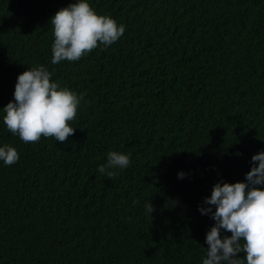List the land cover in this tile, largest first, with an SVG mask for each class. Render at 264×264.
Listing matches in <instances>:
<instances>
[{
  "label": "trees",
  "instance_id": "obj_1",
  "mask_svg": "<svg viewBox=\"0 0 264 264\" xmlns=\"http://www.w3.org/2000/svg\"><path fill=\"white\" fill-rule=\"evenodd\" d=\"M70 2L0 0V108L40 65L83 96L65 142L25 143L0 112L20 153L0 162V264H202L215 221L198 206L264 149V0H90L124 35L53 65ZM110 151L131 164L107 177Z\"/></svg>",
  "mask_w": 264,
  "mask_h": 264
},
{
  "label": "clouds",
  "instance_id": "obj_2",
  "mask_svg": "<svg viewBox=\"0 0 264 264\" xmlns=\"http://www.w3.org/2000/svg\"><path fill=\"white\" fill-rule=\"evenodd\" d=\"M54 41L51 63L79 61L101 46L107 48L125 33L126 26L109 15L98 13L90 0H72L50 18ZM83 96L59 81L44 65L29 67L18 74L13 99L0 108L8 131L25 143L41 137H53L65 142L74 135L71 126ZM131 154L110 151L98 171L107 177L131 164ZM20 153L11 144H0V162L6 166L17 163ZM250 170L244 180L217 181L211 194L204 198L198 210L215 221L206 234L207 247L202 264H264V149L251 157ZM178 179L186 173L181 170ZM133 201V206L139 204ZM146 215L155 207L144 203ZM230 233V235H228Z\"/></svg>",
  "mask_w": 264,
  "mask_h": 264
}]
</instances>
